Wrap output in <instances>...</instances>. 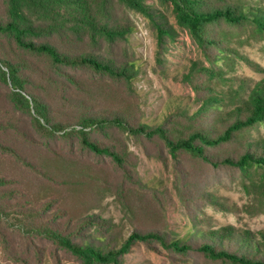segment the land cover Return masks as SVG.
Here are the masks:
<instances>
[{"label":"trees","instance_id":"16d2710c","mask_svg":"<svg viewBox=\"0 0 264 264\" xmlns=\"http://www.w3.org/2000/svg\"><path fill=\"white\" fill-rule=\"evenodd\" d=\"M146 1L0 0V264H62L60 252L79 264H122L138 243L159 242L180 253L194 249L189 241L138 229L126 238L116 236L96 214L52 211L63 197L47 201L42 195L48 182L61 179L59 169L71 166V177L86 172L92 179L93 170L80 164L79 152L108 157L124 167L123 153L97 142L94 131L117 128L138 138H160L172 153L185 151L214 166L264 169V138L245 142L248 132L264 122V68H260L262 79L246 98H236L233 108H227L230 102L225 95H205L189 120L203 118L209 111L213 117L205 116L207 127L203 124L182 137L172 138L162 126L134 124L125 111L98 104L103 97L116 95L121 86L132 92L139 74L129 43L137 30L130 12L154 19L161 47L164 38L172 35L155 20L156 11ZM171 2L179 24L206 51L208 47L223 50L207 36L210 22L251 23L264 35L261 8L241 4L205 8L204 0ZM234 142L242 145L237 158L206 155L209 148ZM194 233L201 240L197 250L211 260L264 264V229L236 232L225 226Z\"/></svg>","mask_w":264,"mask_h":264},{"label":"rangeland","instance_id":"374dc122","mask_svg":"<svg viewBox=\"0 0 264 264\" xmlns=\"http://www.w3.org/2000/svg\"><path fill=\"white\" fill-rule=\"evenodd\" d=\"M146 4L156 11L155 20L164 23L172 35L164 38L161 47L154 19L130 12L137 30L129 43L139 74L132 92L121 86L116 95L105 96L98 104L108 103L125 111L134 124L162 126L177 138L203 124L208 126L203 118L210 120L212 111L194 121L189 118L209 92L225 95L230 102L227 108H233L232 102L246 98L250 88L262 79L264 35L256 25H234L223 19L208 23V38L219 42L223 50L214 46L206 51L190 30L179 24L171 0H147ZM229 4L264 10V0H204L205 8ZM209 55L216 61L212 62ZM82 77L88 78L85 74ZM92 137L103 145L116 146L126 159L124 167L108 157L79 152L80 164L93 170L92 179L86 172L71 177V166L59 169L61 179L47 181L54 189L47 185L42 195L47 201L63 197L52 211L69 209L74 216L99 215L122 238L138 229L189 241L194 247L180 253L159 242L138 243L122 264H233L211 260L197 250L201 240L194 232L225 226H233L236 232L264 229V169L243 170L222 163L214 166L185 151L172 153L160 138H138L117 128L94 131ZM258 138H264V122L248 132L245 142ZM241 146L238 142L224 144L207 149L206 155L210 159L237 158ZM60 257L62 264H79L65 252H60Z\"/></svg>","mask_w":264,"mask_h":264}]
</instances>
